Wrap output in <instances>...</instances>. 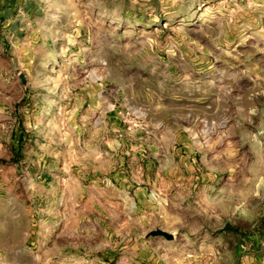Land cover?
Here are the masks:
<instances>
[{"label": "rangeland", "instance_id": "obj_1", "mask_svg": "<svg viewBox=\"0 0 264 264\" xmlns=\"http://www.w3.org/2000/svg\"><path fill=\"white\" fill-rule=\"evenodd\" d=\"M0 264H264V0H0Z\"/></svg>", "mask_w": 264, "mask_h": 264}, {"label": "crops", "instance_id": "obj_2", "mask_svg": "<svg viewBox=\"0 0 264 264\" xmlns=\"http://www.w3.org/2000/svg\"><path fill=\"white\" fill-rule=\"evenodd\" d=\"M2 4V3H1ZM7 5V4H6Z\"/></svg>", "mask_w": 264, "mask_h": 264}]
</instances>
